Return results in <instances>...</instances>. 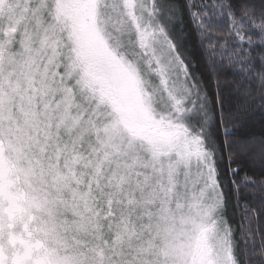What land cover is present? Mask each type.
Instances as JSON below:
<instances>
[{
  "label": "snow or ice",
  "instance_id": "6c2138e0",
  "mask_svg": "<svg viewBox=\"0 0 264 264\" xmlns=\"http://www.w3.org/2000/svg\"><path fill=\"white\" fill-rule=\"evenodd\" d=\"M0 264H264V0H0Z\"/></svg>",
  "mask_w": 264,
  "mask_h": 264
},
{
  "label": "trees",
  "instance_id": "16d2710c",
  "mask_svg": "<svg viewBox=\"0 0 264 264\" xmlns=\"http://www.w3.org/2000/svg\"><path fill=\"white\" fill-rule=\"evenodd\" d=\"M188 30L191 31L190 28ZM194 43H195L194 41H190V47H193ZM253 131L255 132V134L259 135L261 130H260L259 126H257L255 129H253Z\"/></svg>",
  "mask_w": 264,
  "mask_h": 264
}]
</instances>
